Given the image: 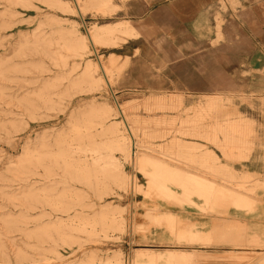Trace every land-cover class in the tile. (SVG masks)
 Segmentation results:
<instances>
[{"label": "rangeland", "instance_id": "374dc122", "mask_svg": "<svg viewBox=\"0 0 264 264\" xmlns=\"http://www.w3.org/2000/svg\"><path fill=\"white\" fill-rule=\"evenodd\" d=\"M73 9V0H0V36H4L0 39V264H129L134 250L145 248L160 256L157 264H177L172 255H164L168 250H187L201 264H264V246L256 249L243 242L242 230L211 233L208 244L170 238L168 230L161 226L155 227L154 234L140 231L151 220L146 208L159 206L163 212L179 210L180 205L145 197V186L132 193L129 185L125 188L112 183L108 172L115 160L128 181L135 175L137 184H145L146 166L152 161L146 156H151L153 160H167L175 169L202 173L210 164H205L200 153L211 150L219 158L218 165L227 164L240 175L245 173L242 164L257 153L260 143L264 93L224 94L225 105L214 113V107L206 108L210 95L188 98L185 103L179 94L120 93L123 69L119 61L108 72L110 88L96 71L98 58L90 46L75 50L69 39L87 34L85 25H113L118 21L114 14L121 8H90L83 18ZM120 43L122 39L117 45ZM111 47L114 46L96 45L102 62L109 60ZM89 65L90 73L84 75ZM258 73L264 77V70ZM39 76L47 78L41 85L33 83ZM173 97H179V108L153 104L156 99L168 101ZM118 103L127 109L128 118L136 125L134 141L142 162L135 167L122 149L111 144L107 131L112 127L118 129V134L129 135L121 117L114 115ZM201 109L206 113H200ZM240 117L248 126L239 147H232V158L201 136L211 131L215 120L224 123L227 118ZM194 120L199 123V135L193 133ZM230 134L240 136L234 130ZM177 139L199 143L201 149L172 148L170 142ZM44 144V151L55 152L40 159ZM59 144L74 152L88 151L85 168L90 179L81 172L72 189L60 182L64 177L57 157ZM26 146L28 154L21 159L19 154ZM218 175L219 182L242 191L254 209L264 202L262 176L255 174L252 178L260 185L248 182L240 190L234 182L223 180L226 177L220 172L214 179ZM149 177L155 181L153 175ZM211 207L219 208L221 214L237 210L231 202L214 201L202 211L206 213ZM112 209L124 218V228H112L102 214ZM131 220L138 230L134 234L129 228ZM219 223L229 225L230 230L242 226L227 219ZM87 255L90 257L84 259Z\"/></svg>", "mask_w": 264, "mask_h": 264}, {"label": "crops", "instance_id": "0c3cea01", "mask_svg": "<svg viewBox=\"0 0 264 264\" xmlns=\"http://www.w3.org/2000/svg\"><path fill=\"white\" fill-rule=\"evenodd\" d=\"M112 7L121 8L114 14L117 22L128 21L136 30L133 36H122L123 43L111 47L108 53L118 58V66L123 69L120 93L179 94L185 103L188 98L210 95L207 100L213 103L212 113L225 105L224 94L264 93V77L258 73L264 70V0H112ZM173 99L179 108V97ZM224 121L212 123L210 130L218 139L212 143L232 158V147H239L248 124L243 117ZM233 130L240 136H231ZM259 133L257 153L242 164L246 172L240 175L229 165L220 164L224 168L220 173L226 177L223 180L260 185L252 178L258 174L264 179V124ZM225 134L228 142H224ZM187 144L201 149L199 143ZM146 170L143 186L147 195H142L180 205L179 210L163 212L159 206L146 208L159 219L145 223L151 234L161 226L170 238L208 244L211 233L242 230L243 242L256 249L264 246V202L255 210L243 193L238 197L235 190L218 181L221 175L215 179L214 195L206 201L198 193L179 188L170 179L174 166L163 158L148 161ZM214 201L231 202L237 210L221 214L219 208L211 207L204 213L202 209ZM225 219L242 224L241 229L230 230L229 225L219 223ZM165 254L172 255L177 264H201L187 250H168Z\"/></svg>", "mask_w": 264, "mask_h": 264}, {"label": "bare ground", "instance_id": "6f19581e", "mask_svg": "<svg viewBox=\"0 0 264 264\" xmlns=\"http://www.w3.org/2000/svg\"><path fill=\"white\" fill-rule=\"evenodd\" d=\"M74 9L72 10L73 13L78 14L81 16V18L84 17V14H86V11L90 8H97L98 10L104 8V7H112V0H73ZM71 8V7H70ZM65 10V9H64ZM68 11V10H66ZM86 31L87 34H85L83 37H70L69 43L72 47V49L79 50L80 48H88L90 46L91 51H93L94 54H96L98 58V62L96 64V71L100 72L101 74V80L111 88V82L110 76H108V72L110 70L111 66H114L116 64V61L118 58L114 55H110L109 60L107 62H102L100 59L101 56H98V51L96 49V45L100 43L107 44L108 46H116L117 42H119L120 39L122 41L125 40V38H122L120 36H133V33L136 32L133 25L128 21L123 22H117L116 24H108V25H101V26H93L89 28L87 25ZM4 36H0V39H3ZM91 65H89L84 70V75L90 73ZM47 80L44 76H39L36 78V80L33 83H37L38 85L43 84ZM32 88V87H27ZM51 99V98H50ZM117 100V99H116ZM155 106L161 108V107H171L173 108L175 106V100L173 98H170L168 101L167 99L159 98L156 99L153 103ZM210 105V106H209ZM208 110H212L213 103H210L206 106ZM206 109H201L200 113H206ZM114 115H119L121 117V122L127 132L129 134L128 136H124L117 133V128L107 127V131L109 132L110 136V142L114 147L118 149H122L124 152L125 157H130L133 162L132 164L135 166L141 164L140 160V153L138 152V149L136 148V143L134 141V133L136 130V125L133 121H131L127 116V109L122 106L121 104H117L116 109L113 110ZM113 114H110L111 116ZM193 121V120H192ZM195 124L193 126V133L196 135H199V123L197 120H194ZM105 124V123H104ZM106 126V124H105ZM184 127H187L184 126ZM181 128V127H180ZM212 131V130H211ZM210 131V132H211ZM209 131H205L204 134L202 133L201 136L204 138L210 139V142H216L218 141L217 136L213 133H210ZM210 133V134H209ZM129 139V140H128ZM230 140L228 135H224V142H228ZM132 141V143H131ZM49 145V144H48ZM47 145V147H48ZM189 144L182 142L181 140H173L170 142V146L172 148H179L180 151H186L190 148H192ZM50 147H55V145H49ZM58 148L57 157H59L61 163H62V176L64 179L60 182L67 184L69 189L73 188L72 183L76 180V177L81 172H85V175L87 178L90 179L89 174L87 175V159L89 155L87 154L88 151H82V152H74L71 147L66 148V146L59 144L56 146ZM146 147V145H145ZM198 147V146H197ZM81 148V147H80ZM194 149V148H192ZM46 150V145L44 144L41 147V150L39 151L40 159H44L47 157H51L54 154L53 151H44ZM196 150V149H195ZM200 150V149H199ZM29 151V147H24L23 151L19 156L21 155V159H23ZM200 157L205 160V164H210L206 167V170H202L203 172H197L192 171L188 169H175L172 170L170 174V179L181 189L184 190H190L191 192L198 193L199 196L204 197L206 201H208L215 193V182L214 176H216L219 172H223L224 168L220 167L218 165V158L215 154H213L211 151H201ZM148 159L153 158L150 156H146ZM110 172V180L112 183L118 186H123L125 188L130 187L132 193L140 192L143 189V184H137L136 182V176L132 175L130 180L126 179L123 172H120L118 169V162L113 160L111 162V168L108 171ZM231 177V176H228ZM79 179V178H78ZM235 184L240 186V190L243 189V185L245 184V181L238 182L235 181ZM76 188V187H75ZM240 192L236 191V194L238 197H240ZM174 197V196H173ZM175 199V198H174ZM240 201V200H239ZM241 205V204H240ZM69 212V211H67ZM68 213L67 217H70ZM103 215H106L110 226L112 228H124V218L120 216V212L118 210H104L102 212ZM134 216V215H133ZM49 217H52L50 215ZM53 219H57L56 216L52 217ZM132 218V217H131ZM150 219L152 221H159L157 216L150 215ZM132 222V220H131ZM130 230L132 234L135 233V231H138L135 229L134 221L130 223ZM140 231L145 230L148 232L147 227L144 226V228H139ZM131 234V233H130ZM131 236V235H130ZM135 252L130 255L129 264H157L158 260H160V256L153 253L150 250L147 249H135ZM90 256H85L84 259L89 258ZM113 261H110L108 264H113Z\"/></svg>", "mask_w": 264, "mask_h": 264}]
</instances>
